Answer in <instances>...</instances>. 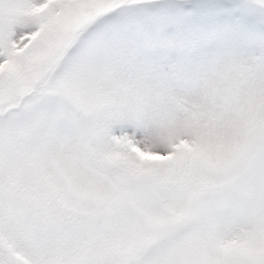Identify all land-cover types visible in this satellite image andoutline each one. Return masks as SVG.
I'll return each mask as SVG.
<instances>
[{
    "label": "snow or ice",
    "instance_id": "snow-or-ice-1",
    "mask_svg": "<svg viewBox=\"0 0 264 264\" xmlns=\"http://www.w3.org/2000/svg\"><path fill=\"white\" fill-rule=\"evenodd\" d=\"M0 264H264V0H0Z\"/></svg>",
    "mask_w": 264,
    "mask_h": 264
}]
</instances>
